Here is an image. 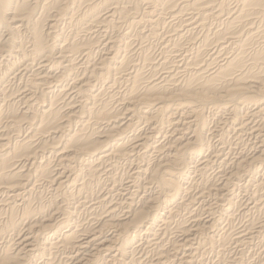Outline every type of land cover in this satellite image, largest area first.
<instances>
[{"label":"bare ground","instance_id":"obj_1","mask_svg":"<svg viewBox=\"0 0 264 264\" xmlns=\"http://www.w3.org/2000/svg\"><path fill=\"white\" fill-rule=\"evenodd\" d=\"M230 2L0 0V264H143L128 248L144 237L150 264L200 263V237L219 221L202 203H219L217 190L264 167V0ZM157 40L154 58L148 43ZM207 106L228 114L222 128L245 132L255 151L235 144L216 154L232 163L228 177L220 189L204 177L194 192L185 179L212 162ZM194 207L212 220H176ZM80 209L89 221L73 225ZM255 225L205 238L224 254L264 233Z\"/></svg>","mask_w":264,"mask_h":264},{"label":"rangeland","instance_id":"obj_2","mask_svg":"<svg viewBox=\"0 0 264 264\" xmlns=\"http://www.w3.org/2000/svg\"><path fill=\"white\" fill-rule=\"evenodd\" d=\"M232 2H230V4L232 5V8L234 7V5H236V3H233V0H231ZM139 11H141L142 12V10H140L139 9ZM214 23V24H213ZM216 24V25H215ZM218 25V26H217ZM221 26H222V24H219V22H215V21H212L211 22V29H220L221 28ZM213 27V28H212ZM146 29V30H145ZM144 29V31H148L150 28L149 27H146ZM163 32H164V34H163ZM161 36H163V37H165V36H168L169 34H167L166 35V31H164V30H161ZM117 35V34H116ZM158 42V43H157ZM153 43V44H152ZM160 40H157V41H153V42H150V43H148V44H150V46L152 47L149 51L150 52H152L151 53V55L154 57V58H158L159 57V54L161 53V52H159V51H161V47H160ZM148 44H146V45H148ZM156 44V45H155ZM157 46V47H156ZM156 48H158V49H156ZM190 48V47H189ZM155 53V54H154ZM159 53V54H158ZM141 55H139V54H136L135 55V57H136V59L138 60V62H140L141 63V61L139 60ZM206 59H207V57H206ZM148 72H147V71ZM149 73V70L148 69H145V74H148ZM16 84H18V82L16 83ZM15 84V86H14V88H17L16 85ZM212 108V109H211ZM206 112H205V114H204V118L207 120L206 122H207V124H208V127H207V134L205 133V138L207 139V141L209 142V143H211V144H209L212 148L206 153V155L208 156V158L212 161L211 162V164L208 166V168H207V173L205 174V176H202L201 174H199V172H192L186 179H185V181H184V183H188V184H190L191 183V186H192V188L194 189H192L194 192H197V188H199V187H197L196 186V184H198V183H200V184H202L203 185V179L202 178H204V177H207V178H209V179H211L212 181H214L217 185L218 184H220V180H222L221 181V183L223 182L224 183V181L226 180V178L228 177V175H226V173L228 174L229 172H230V170L232 169L230 166H227V165H230L231 164V166H232V163L231 162H227V164H225V165H221V164H219V162L220 161H217L216 159H215V156H216V154H222V155H224L225 156V154H226V152L228 151V149H229V147L230 146H235V144L237 145V147H236V151L239 153L240 151H242L243 153H246V154H250L251 152H252V154L254 153V149H253V143H254V140L253 139H251L245 132H234L233 130L231 131L230 130V132L232 133H229V131L227 132L224 128H222L223 126L221 125V123H223V120L225 119V118H228L229 117V115L227 114H225V113H219V112H217V111H215L214 110V108L212 107V106H207L206 107ZM214 112H213V111ZM210 111V112H209ZM241 111V112H240ZM239 112L240 113H238V119H239V121H243V119L245 118L244 117V115H247L246 113H247V111L246 110H240ZM212 112V113H211ZM245 112V113H244ZM224 114L226 115V116H224ZM241 114V115H240ZM222 115H223V117H222ZM209 116V117H208ZM244 117V118H243ZM243 118V119H242ZM209 121V122H208ZM213 121V122H212ZM220 121V122H219ZM220 124V128L218 127V125ZM212 129H211V128ZM210 129V130H209ZM213 129H215L214 131H213ZM219 129H223V131H221V130H219ZM143 130V129H142ZM140 131H141V129H140ZM213 131V132H212ZM211 132V133H210ZM222 132H224V133H221ZM137 133V132H136ZM138 133H140V132H138ZM217 133V134H216ZM219 133V134H218ZM227 133H228V135H227ZM237 133V134H236ZM242 133H244V134H242ZM211 134V135H210ZM220 134H221V136H220ZM240 134V135H239ZM209 135V136H208ZM227 135V136H226ZM213 136V138H211ZM219 136V137H218ZM223 136H224V138H223ZM221 137V138H220ZM225 137H227V138H225ZM231 138V139H230ZM236 138V139H235ZM210 139H212V140H210ZM218 139H220V140H218ZM222 139V140H221ZM224 139V140H223ZM243 139V140H242ZM245 139V140H244ZM249 139V140H248ZM217 140V141H216ZM227 140H229V141H227ZM236 140V141H235ZM240 140V141H239ZM251 140V141H250ZM213 141V142H212ZM227 143H225V142ZM253 141V142H252ZM224 142V143H223ZM240 142V143H239ZM214 145H213V144ZM219 143V145L217 146V144ZM243 143V144H242ZM249 143H252V144H249ZM230 144V145H229ZM240 144V145H239ZM244 144H246L247 146H245ZM250 146V147H249ZM214 147H216V148H214ZM223 147V148H222ZM246 148V149H244V148ZM221 149V151H220V149ZM243 150H242V149ZM251 148V149H250ZM216 152H215V151ZM219 150V152H217ZM247 150V151H246ZM254 150V151H253ZM211 151V152H210ZM250 152V153H249ZM214 155V156H213ZM233 157V156H232ZM213 158V159H212ZM234 160V159H233ZM232 160V161H233ZM214 161V162H213ZM215 162H217L216 164H215ZM214 164V165H213ZM212 166V167H211ZM219 166L220 167H222V168H220L219 169ZM224 166V167H223ZM210 168V169H209ZM253 168V169H252ZM259 168V166L258 165H254V166H252L250 169H249V171H247V173L245 174V175H243V177H241V179H240V181H238L237 183H236V185L237 186H235V183H234V186H233V184H232V187H234V188H232L231 187V185L229 186V188L227 187V189L226 190H224V191H222V190H220V191H216V193H218L219 194V197L221 198V196L224 194H226V196H222V199H221V201L219 202V203H217V201H216V199H214V198H216V196H211V197H207V199H205V201L202 203V205H205L206 204V206H209L210 204L212 205V206H214V209H215V218H218V224L217 225H215V227L212 229V230H210L206 235H202L201 237H200V241L203 243V250H202V253L201 254H203L202 256H201V260L199 259V264H263L264 263V237H262V236H264L263 234H261V235H259V237H257V238H255L254 240H251V241H249V244H247V245H245V246H241L240 247V249H241V251H240V249L238 248V250H239V252H238V250L237 249H235L234 248V246L232 247V248H228V250L224 253V254H219L217 251L219 250L220 251V248L216 251V250H214V251H212L213 250V248H212V246H210L209 244H207V238H205V237H208V236H211V235H218V237H217V239H220V237H222V235L223 234H225V233H227V234H229V233H231V234H237L238 232H243L244 230H246V227H247V225L249 226V224L250 223H256V225L254 226V228H256V229H254V232L255 231H257L258 230V227L260 226V224H263L264 223V206H263V204H264V202L263 201H261V198L264 200V188H262V189H258V187H256V186H258V184L259 183H264V167L263 168H261V170L260 169H258ZM225 170V171H224ZM259 170V171H258ZM125 171V169H120V172L121 173H123ZM213 171H214V173H216V175L213 173ZM222 171V172H221ZM263 173V174H262ZM210 175V176H209ZM226 175V176H225ZM261 175V176H260ZM192 176H194V177H192ZM212 176H214V177H212ZM218 176V177H217ZM224 176V177H223ZM259 176V177H258ZM196 177V178H195ZM220 177V178H219ZM263 177V178H262ZM254 178V179H253ZM260 178V179H259ZM217 179V180H216ZM224 179V180H223ZM251 179V180H250ZM190 180V181H189ZM200 182H199V181ZM257 180V181H256ZM192 181H193V183H192ZM250 181V182H249ZM195 182H197L196 184H195ZM247 182V183H246ZM195 184V185H194ZM199 184V185H200ZM246 184V185H245ZM248 184V185H247ZM249 184H251V185H249ZM220 185H218V188L217 189H220V187H219ZM246 186V187H245ZM195 187V188H194ZM231 187V188H230ZM254 187V188H253ZM63 188V191H65V189H67L66 188V186H64V187H62ZM104 189V190H103ZM231 189H233V191L231 190ZM244 189V190H243ZM256 189V190H255ZM258 189V190H257ZM43 190V189H42ZM41 190V191H42ZM247 190H248V192H247ZM263 190V191H262ZM41 191H39V193H41ZM44 192H43V196H44V199L45 200H48L49 198H50V194H49V189H44L43 190ZM229 191V192H228ZM253 191V192H252ZM255 191H257V192H255ZM99 192L100 193H103V194H105V193H107L106 192V190H105V186L104 187H102V189H100L99 190ZM263 192V193H262ZM115 194H116V192H114ZM113 192H111V194H109V197L107 196L106 198H111L112 197V195H113V197L115 196V194H114ZM221 193V194H220ZM227 193H229V194H227ZM247 193V195H245ZM255 193V194H254ZM241 194V195H240ZM244 194V195H243ZM251 194V195H250ZM48 195V196H47ZM230 195V196H229ZM235 195H236V197H235ZM248 198H247V197ZM255 196V198H254V201H252L253 199L251 198V197H254ZM212 197H213V200H212ZM235 199V200H234ZM252 199V200H251ZM229 200V201H228ZM208 201V202H207ZM217 204H216V203ZM232 202V203H231ZM254 202H256L257 204H259V209L257 208V209H253L252 207L254 206ZM260 202V203H259ZM263 202V203H262ZM212 203H214V204H212ZM228 203V204H227ZM236 203V204H235ZM248 203H252V204H249L248 206H247V204ZM219 204H221L222 206H225L227 209H229V208H231V210H232V213H233V215L231 216V217H229V214L228 213H225L224 211H221V210H219V209H217V208H219ZM230 204V205H229ZM215 205H217V206H215ZM244 205V206H243ZM233 206H236V207H233ZM242 206V207H241ZM246 206V207H245ZM262 206V207H261ZM73 207H75V206H73ZM198 207V206H197ZM197 207H194V208H192L190 211H187V210H184V209H182V210H180L179 212H180V214H179V216L176 218V220L177 221H180V220H183V219H188V224H189V222L192 220H198V219H205V218H209L210 220H212V216H211V214H208V213H204V215H202L203 213H200V211L198 212V210L199 209H197ZM216 207V208H215ZM224 207V208H225ZM244 208V209H243ZM246 208V209H245ZM235 209V210H234ZM238 209H240V210H238ZM241 209H242V211H241ZM250 209V210H249ZM262 209V210H261ZM195 210V211H194ZM197 210V211H196ZM249 210V211H248ZM80 211V212H79ZM76 214H75V216H74V218H73V220H72V224L73 225H78V223L79 224H83L84 222H86L85 223V225L87 224V222L89 221V218H90V216H89V213H88V211H86V210H84V209H80ZM81 211H83V212H81ZM185 211V212H184ZM192 211H193V213H192ZM240 211V212H239ZM261 211V212H260ZM86 212V213H85ZM202 212V211H201ZM221 214V215H219V213ZM244 212V213H243ZM258 212V213H257ZM83 213V214H82ZM243 213V214H242ZM190 214V215H189ZM194 214V215H193ZM245 214V215H244ZM257 214V215H256ZM193 215V216H192ZM198 215V216H197ZM210 215V216H209ZM236 215V217H234ZM238 215V216H237ZM251 215V216H250ZM261 215V216H260ZM77 216V217H76ZM87 216V217H86ZM189 216V217H188ZM192 216V217H191ZM205 216H207V217H205ZM217 216V217H216ZM220 218H219V217ZM254 216H256V217H254ZM85 217V218H84ZM193 217H195V218H193ZM198 217H200V218H198ZM225 217V218H224ZM234 217V218H233ZM244 217V218H243ZM178 218H179V220H178ZM259 220H258V219ZM260 218H261V220H260ZM82 219V220H81ZM232 219V220H231ZM78 220H80V222L78 221ZM175 220V221H176ZM229 220V221H228ZM249 222H248V221ZM74 221V222H73ZM176 221V222H177ZM224 221V222H223ZM231 221V222H230ZM247 221V222H246ZM262 221V222H261ZM260 222V223H259ZM77 223V224H76ZM245 223V224H244ZM259 223V224H258ZM247 224V225H246ZM230 225V226H229ZM174 226H175V224H173L172 225V227H171V229H173L174 228ZM227 226V227H226ZM242 228H241V227ZM224 227V228H223ZM227 228V229H226ZM215 229V230H214ZM233 229H234V231H233ZM217 230V231H216ZM219 230H221V231H219ZM226 230V231H225ZM236 231V232H235ZM225 232V233H224ZM253 232V233H254ZM169 234V233H168ZM167 234V235H168ZM219 234L221 235V236H219ZM175 233H174V231H172V233L170 232V234L168 235V239L166 240V242H165V245H167L166 247H170V245H171V242H173L174 240H175ZM174 236V237H173ZM172 237V238H171ZM139 238H141V236L139 237ZM138 238V239H139ZM171 238V239H170ZM174 238V239H173ZM170 240V241H169ZM258 240H259V242L261 243H258ZM144 241H145V237H144V239L142 240V241H140V242H137L136 244H134V247L133 248H128V254L129 255H136L137 257H139V255L141 256V254H144V255H142V260L145 262H143V264H150V262L149 261H151V260H153V259H155V258H153V255H155V253H153L154 251H152V250H147L146 251V253H144V252H141V249H140V247H139V245L141 246V244L143 245V243H144ZM251 242V243H250ZM252 242H254V243H252ZM257 242V243H256ZM167 243V244H166ZM263 244V245H262ZM260 245H261V247H260ZM246 246H248V247H246ZM137 247H139V248H137ZM206 247V248H205ZM210 247V248H209ZM134 248H137L136 250H134ZM212 248V249H211ZM235 249V250H234ZM248 249H250V250H248ZM253 251H252V250ZM258 249V250H257ZM261 249H263L262 250V253H261ZM133 250V251H132ZM244 250V251H243ZM248 250V251H247ZM136 251V252H135ZM138 252V253H137ZM141 252V253H140ZM243 252V253H242ZM257 252V253H256ZM137 253V254H136ZM233 253V254H232ZM147 254V255H146ZM149 254H151V256L149 255ZM214 254V255H213ZM219 254V255H218ZM229 254V255H228ZM237 254V255H236ZM259 254V255H258ZM220 255H222L221 257H220ZM236 255V256H235ZM245 255V256H244ZM248 255H249V257H248ZM217 256V257H216ZM226 256V257H225ZM231 256V257H230ZM144 257V258H143ZM155 257V256H154ZM204 257V258H203ZM213 257V258H212ZM238 257V258H237ZM241 257H243V262L242 263H240V262H238V260L241 258ZM245 257H246V259H245ZM147 258V259H146ZM149 258V259H148ZM153 258V259H152ZM229 258V259H228ZM236 258V259H235ZM256 258V259H255ZM263 258V259H262ZM171 259H174V258H171ZM215 259V260H214ZM234 259V260H233ZM249 259V260H248ZM254 259V260H253ZM259 259V260H258ZM146 260V261H145ZM148 260V261H147ZM218 260V261H217ZM220 261L222 262V263H220ZM226 261H228V262H226ZM103 262H105V260L103 261ZM103 262H101V263H103ZM214 262H216V263H214ZM232 262V263H231ZM234 262V263H233ZM246 262V263H245ZM249 262V263H248ZM262 262V263H261Z\"/></svg>","mask_w":264,"mask_h":264}]
</instances>
